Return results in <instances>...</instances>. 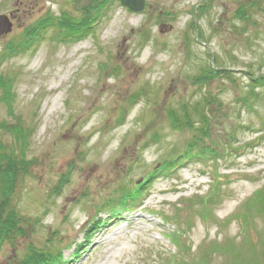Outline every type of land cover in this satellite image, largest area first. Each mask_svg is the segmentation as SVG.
I'll return each instance as SVG.
<instances>
[{"label": "rangeland", "instance_id": "rangeland-1", "mask_svg": "<svg viewBox=\"0 0 264 264\" xmlns=\"http://www.w3.org/2000/svg\"><path fill=\"white\" fill-rule=\"evenodd\" d=\"M66 13L71 31L89 28L40 27ZM0 14V96L7 78L13 95L0 147L20 155L23 130L28 160L8 199L22 233L0 264L30 247L59 264H264V203L244 206L264 186V0H0Z\"/></svg>", "mask_w": 264, "mask_h": 264}, {"label": "trees", "instance_id": "trees-1", "mask_svg": "<svg viewBox=\"0 0 264 264\" xmlns=\"http://www.w3.org/2000/svg\"><path fill=\"white\" fill-rule=\"evenodd\" d=\"M239 8H241L238 13L243 14L248 7H245L241 5ZM100 9V8H99ZM98 9V10H99ZM245 9V10H244ZM98 12V11H97ZM69 14H59L56 16V20L50 21V20H43L41 22L42 28H48L47 26L50 25H55L54 23L58 24V27L62 30V34L64 37H71V36H77L83 33L85 29H88L89 27L84 25L83 27H79L76 30L71 31V28L74 26H77L76 22H70ZM240 17V16H239ZM66 21L70 22L72 26H69L66 24ZM38 25V24H37ZM90 26V25H89ZM39 27V26H37ZM36 27V28H37ZM83 30V31H82ZM64 32V33H63ZM211 69V68H210ZM208 74H210V70H206V75L204 74V71L199 73V75L196 77V81L201 82L202 77L207 78ZM252 75L251 73H249ZM201 75V76H200ZM200 76V77H199ZM255 80L257 81V84L255 87H260L264 85V75H259L258 77H254ZM260 80V81H259ZM10 79H6L4 82L2 81V85L4 86V90L6 89V93L4 95L0 96V99L4 100V102L9 106L8 101L11 100L13 97L12 91H11V86H10ZM11 91V92H10ZM249 94V91H248ZM257 95V94H256ZM199 104V103H196ZM11 108V106H9ZM9 108V109H10ZM184 108V107H183ZM194 111H199L197 108H192ZM174 111H169V116L170 119L173 123L178 124L180 121L176 115L173 113ZM182 112L184 115L187 116V123L190 125L189 118V110L188 109H183ZM204 116L202 117L201 121H204ZM199 130V129H197ZM205 134V133H201ZM17 136V139L20 140V143L22 144V147H24L25 143V138L23 135V130H20L17 134H14ZM196 141L190 142L189 143V149L191 146H194ZM20 147V155L15 154L10 150H6L0 147V194L2 196L3 201L2 204H0V244L5 241L9 240L11 237H14L15 235L22 233V222L23 220L19 217L17 211L15 208L11 205H8V199L11 197V193L13 191V194L15 193L14 191L16 190L15 184L19 180V177L24 171L26 170L28 160L24 158L23 154V148ZM189 156H195L197 153H193L190 150L186 151ZM171 165V164H170ZM151 178V172L147 174L144 178V182L146 183V180H150ZM143 183L141 185H143ZM144 186V185H143ZM143 186H139L137 188L129 189L127 191L120 190V195L117 199H115L112 202H107L108 205L110 206L109 208L114 210L118 208H124L130 203H134L135 200L138 198L141 189ZM12 194V195H13ZM204 201L201 203V207H203V212H205V208L208 206L210 203H215L212 195H208L207 197H202ZM200 198V199H202ZM256 202V203H254ZM113 203V204H112ZM258 203V204H257ZM264 203V186L256 191L255 195L253 197H250L247 199V201L244 203V206L246 207V210L249 209V207H254V206H259L263 207ZM111 204V205H110ZM118 207V208H117ZM247 213L244 212L240 215H237L236 217L240 219L241 225H243L245 228L247 226L248 222V217ZM22 221V222H21ZM24 224V222H23ZM170 239L175 243L178 244L179 242V237L178 235H171ZM52 255V256H51ZM60 262V254L56 253H51L50 251H43L41 248L37 249L34 247H30L28 249V252L22 257V259L19 260L18 264H59ZM198 263V261H197Z\"/></svg>", "mask_w": 264, "mask_h": 264}, {"label": "water", "instance_id": "water-1", "mask_svg": "<svg viewBox=\"0 0 264 264\" xmlns=\"http://www.w3.org/2000/svg\"><path fill=\"white\" fill-rule=\"evenodd\" d=\"M120 3L128 7L131 11H141L144 6V0H120ZM10 30V23L7 17L0 14V35Z\"/></svg>", "mask_w": 264, "mask_h": 264}, {"label": "bare ground", "instance_id": "bare-ground-1", "mask_svg": "<svg viewBox=\"0 0 264 264\" xmlns=\"http://www.w3.org/2000/svg\"><path fill=\"white\" fill-rule=\"evenodd\" d=\"M121 218V217H120ZM137 217H131L129 218L128 222L126 224H129L130 227H134L136 226V223L139 221V219H136ZM122 219V218H121ZM104 220V219H103ZM99 222V221H97ZM97 222H94V223H97ZM121 233V232H120ZM119 232H113L109 237H105V238H102L101 236L100 237H97L96 241L97 243L99 242H105L107 244L108 241H110L111 239H114V237H117L119 236L120 234ZM102 240V241H101ZM107 240V241H106ZM103 244V243H102ZM95 264H101L100 262H96Z\"/></svg>", "mask_w": 264, "mask_h": 264}]
</instances>
